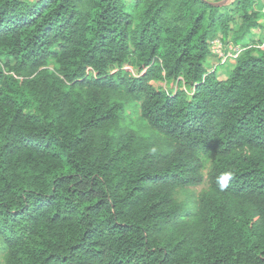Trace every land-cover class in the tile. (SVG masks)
Instances as JSON below:
<instances>
[{"label":"trees","instance_id":"obj_1","mask_svg":"<svg viewBox=\"0 0 264 264\" xmlns=\"http://www.w3.org/2000/svg\"><path fill=\"white\" fill-rule=\"evenodd\" d=\"M225 1L0 0L5 264H264V50L207 65L260 13ZM136 102L166 149L122 127Z\"/></svg>","mask_w":264,"mask_h":264},{"label":"rangeland","instance_id":"obj_2","mask_svg":"<svg viewBox=\"0 0 264 264\" xmlns=\"http://www.w3.org/2000/svg\"><path fill=\"white\" fill-rule=\"evenodd\" d=\"M33 1V0H31ZM136 0H125V4L128 8L131 7L132 4L135 3ZM232 0H226L224 3H230ZM253 1V8L260 13V23L261 27L257 28L253 36H249V38H254L255 40L264 41V0H252ZM232 7H234V4H231ZM234 14V21L231 23L234 29H236L242 22L241 20V12H233ZM255 54H260V52L255 51ZM211 62V61H210ZM210 62L207 65L210 66ZM124 69L128 71L129 73L133 75H138L139 71L132 65L127 64L124 66ZM231 69L230 65L222 66L218 69V72L221 73L223 70L228 71ZM117 69H114L113 72H116ZM221 77H225L224 74L220 75ZM152 83L156 87H163L167 90H176L177 89V83L176 82H167V81H156L153 80ZM122 127L132 129L134 130L137 135L142 139V141L145 144H149L152 147L160 148L161 150H164L168 147L169 143L166 142L165 138L156 133L154 130H152L147 123V121L144 119L140 112V104L138 102L130 104L126 107V112L124 115V120L122 122ZM209 162L205 161L204 166V174L206 176L208 170H209ZM208 186V182L205 179L204 183L201 185L185 189V190H179L178 191V198L181 200L191 199L192 201L196 200L197 197L200 195V193ZM6 261V252L4 249H2L0 244V264H5Z\"/></svg>","mask_w":264,"mask_h":264},{"label":"built area","instance_id":"obj_3","mask_svg":"<svg viewBox=\"0 0 264 264\" xmlns=\"http://www.w3.org/2000/svg\"><path fill=\"white\" fill-rule=\"evenodd\" d=\"M209 45L210 54L213 59L210 70L208 72L218 70L220 67L225 65L233 66L241 55V53L248 48L264 50V41H257L255 43H250L245 46L240 43H235L232 39H226L222 34L211 39Z\"/></svg>","mask_w":264,"mask_h":264},{"label":"crops","instance_id":"obj_4","mask_svg":"<svg viewBox=\"0 0 264 264\" xmlns=\"http://www.w3.org/2000/svg\"><path fill=\"white\" fill-rule=\"evenodd\" d=\"M257 29H255L253 32L255 33V31H256ZM258 40H255L254 42H250V43H255V42H257ZM259 42H261V41H259ZM249 43V44H250ZM212 59H213V57L210 55L208 58H207V61H208V63L210 62V66H211V63H212ZM231 70L229 69L228 71H226V70H223L221 73H219L218 75H219V78L220 79H226L227 77H228V72H230ZM221 74H224V78L223 77H221L220 75Z\"/></svg>","mask_w":264,"mask_h":264},{"label":"water","instance_id":"obj_5","mask_svg":"<svg viewBox=\"0 0 264 264\" xmlns=\"http://www.w3.org/2000/svg\"><path fill=\"white\" fill-rule=\"evenodd\" d=\"M224 3V2H223ZM219 4H222V3H219Z\"/></svg>","mask_w":264,"mask_h":264}]
</instances>
